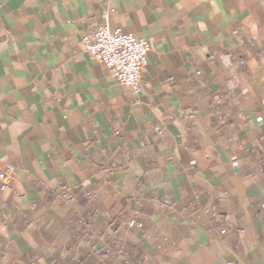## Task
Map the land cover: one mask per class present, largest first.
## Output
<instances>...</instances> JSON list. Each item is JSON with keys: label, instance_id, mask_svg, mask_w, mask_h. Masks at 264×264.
I'll list each match as a JSON object with an SVG mask.
<instances>
[{"label": "crops", "instance_id": "obj_1", "mask_svg": "<svg viewBox=\"0 0 264 264\" xmlns=\"http://www.w3.org/2000/svg\"><path fill=\"white\" fill-rule=\"evenodd\" d=\"M0 171V264H264V0H0Z\"/></svg>", "mask_w": 264, "mask_h": 264}, {"label": "built area", "instance_id": "obj_2", "mask_svg": "<svg viewBox=\"0 0 264 264\" xmlns=\"http://www.w3.org/2000/svg\"><path fill=\"white\" fill-rule=\"evenodd\" d=\"M84 51L93 59L104 64L116 82L138 95L143 91V76L148 64L151 42L145 38L125 31L122 27L112 28L103 22L82 36ZM15 167L8 165L7 171ZM1 188L8 186L6 171H0Z\"/></svg>", "mask_w": 264, "mask_h": 264}]
</instances>
